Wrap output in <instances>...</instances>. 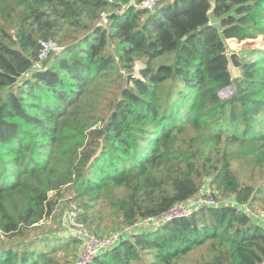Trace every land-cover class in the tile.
<instances>
[{"label": "trees", "instance_id": "obj_1", "mask_svg": "<svg viewBox=\"0 0 264 264\" xmlns=\"http://www.w3.org/2000/svg\"><path fill=\"white\" fill-rule=\"evenodd\" d=\"M143 1L0 0V264L77 263L62 196L122 234L83 264H264V0Z\"/></svg>", "mask_w": 264, "mask_h": 264}, {"label": "rangeland", "instance_id": "obj_2", "mask_svg": "<svg viewBox=\"0 0 264 264\" xmlns=\"http://www.w3.org/2000/svg\"><path fill=\"white\" fill-rule=\"evenodd\" d=\"M227 48L229 54L234 53L238 56H241L242 54L254 49H264V42L259 38L255 40H246L239 43H236L234 41H227ZM233 71L232 73L234 74ZM206 194H207V187L206 185H203L200 192L192 200L181 206L176 207L173 211L170 212L168 216L183 214L184 212L191 210L193 207H197L201 202L213 203L211 198H209V196ZM74 210H75L74 205L68 203V197L62 196V198L58 199V203L55 207L54 213L38 226V230L36 234L37 235L50 234V235H55L58 238H64L67 236L68 237L74 236L77 238V236H82V234L84 236H87L86 240L90 241L89 242L90 250H88V254L87 251L84 250V252H86L84 256L81 255L77 263H75V264L78 263L83 264L85 262H88L92 258L91 256L94 255L95 249L101 245L98 238L103 237L105 238L104 241L112 239L115 236H118V234L120 233L119 232L120 228L118 226V223L115 222V219L111 221L106 220L104 215L102 216L103 220L101 221L102 223L101 229H99L97 236H95L93 234L94 233L93 229H95V226L89 224V222L91 221L84 223L80 222L77 219ZM253 217L256 220H260L261 218H264V214L262 213V211H257L253 215ZM148 226H150V224ZM80 248L81 246H78V252L79 250L81 251Z\"/></svg>", "mask_w": 264, "mask_h": 264}, {"label": "built area", "instance_id": "obj_3", "mask_svg": "<svg viewBox=\"0 0 264 264\" xmlns=\"http://www.w3.org/2000/svg\"><path fill=\"white\" fill-rule=\"evenodd\" d=\"M155 1H156V0H144L141 4H134L133 6L136 7V8H146V9H151V8L153 7ZM44 47H46V48H50V47H52V45H51V44H44ZM211 204H213V203H205V202H201L197 207H193L191 210H196V209L199 208L201 205H211ZM180 206H181V205H180ZM176 207H178V206H176ZM176 207H174V208H173L172 210H170L167 214H165V215H163V216H161V217L142 220L141 222H138V223L134 226V228H135V229L137 228V230H141V231H143V230H148V229H153V228H156L157 225H158L160 222H162V221H169V220H171L172 218H176V217H180V216H186V215H188V214L190 213V211H191V210L186 211V212H184L183 214H180V215H170V216H168V215L170 214V212L173 211ZM166 216H168V217H166ZM149 224H150V226H148ZM145 226H146V227H145ZM132 229H133V228H132ZM121 235H122V234H118V236H115V237L112 238V239H109V240H106V241H104V240L100 241V244H101V245L95 249V251H94V255L91 256V257H94V256H95L98 252H100L101 250H104V249L109 248V247H111L112 245H114V244L118 241V239L120 238ZM82 236H84V235L82 234ZM82 236H81V237H82ZM86 237H87V236L82 237V238H83V245H82V252H81V255H83V256H84V254L86 253V252H84V250L87 251V254H88V250H90V249H89V242H90V241H87V240H86ZM101 242H102V243H101ZM91 259H92V258H91ZM91 259H90V260H91ZM90 260H89V261H90ZM78 264H80V263H78Z\"/></svg>", "mask_w": 264, "mask_h": 264}, {"label": "water", "instance_id": "obj_4", "mask_svg": "<svg viewBox=\"0 0 264 264\" xmlns=\"http://www.w3.org/2000/svg\"><path fill=\"white\" fill-rule=\"evenodd\" d=\"M230 91H231V88L228 87L224 92L220 93V96H226L230 93Z\"/></svg>", "mask_w": 264, "mask_h": 264}]
</instances>
